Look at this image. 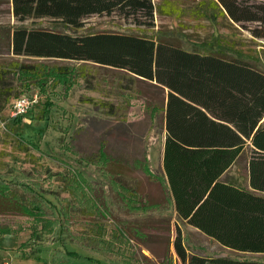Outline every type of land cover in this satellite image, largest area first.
Listing matches in <instances>:
<instances>
[{"label": "trees", "instance_id": "16d2710c", "mask_svg": "<svg viewBox=\"0 0 264 264\" xmlns=\"http://www.w3.org/2000/svg\"><path fill=\"white\" fill-rule=\"evenodd\" d=\"M10 1L17 20L48 18L54 24L0 25L5 47L1 53L26 59L91 62L124 72L130 83L140 81L138 90L143 95L149 93L147 106L153 113L161 112L166 131L164 167L169 187L165 177L156 174L166 204H142V208L165 212L172 203V193L177 216L183 221L227 248L264 252V70L254 60L222 49H189L163 30L148 32L155 27L154 0ZM212 4L233 21L256 23L251 29L253 35L264 38V1L212 0ZM93 14L117 15L134 28L79 30ZM7 66L0 69V111L15 89L14 81L8 83L7 76L11 72H36L34 65L19 59ZM58 72L68 70L59 66ZM156 98L160 101L155 102ZM99 159L111 162L104 144L99 148ZM237 161L244 162L252 189L228 174L221 179ZM143 168L148 171L145 164ZM24 176L9 183L0 178V212L41 222L40 231L33 230L34 235L58 231L73 239L65 223L68 207H59L44 189ZM80 178L75 181L80 182ZM86 183L89 192L97 191ZM70 191L80 202L89 200L84 189ZM101 191L107 210L129 224L122 210H133L121 203L122 196L107 202L104 189ZM134 229L141 233L139 227ZM6 230L0 227V232ZM173 245L183 264H264L260 259L189 252L179 227ZM94 248L104 252L102 247ZM49 263L122 264L118 260L107 263L75 249H58Z\"/></svg>", "mask_w": 264, "mask_h": 264}, {"label": "rangeland", "instance_id": "374dc122", "mask_svg": "<svg viewBox=\"0 0 264 264\" xmlns=\"http://www.w3.org/2000/svg\"><path fill=\"white\" fill-rule=\"evenodd\" d=\"M154 2L155 27L148 32L163 30L189 49H222L241 54L264 70V38L253 35L251 30L256 23L233 21L220 7L212 6V0ZM84 21L81 31L134 28L117 15L93 14ZM33 23L53 25L54 21H19L11 1L0 0V25ZM4 50L0 39V51ZM14 59L34 65L36 72H11L6 78L8 83L14 81L15 89L0 111V178L9 183L25 175L59 207L67 206L65 223L74 238L58 231L34 235L33 230L40 231L41 222L22 214L0 212V227L7 229L0 232V264H50L58 249H75L107 263L183 264L173 245L178 227L189 252L264 260V253L224 247L181 220L177 222L172 211L141 207L166 204L164 190L155 177L162 173L166 131L161 112L153 113L147 106L149 93L143 95L138 90L140 81L132 84L124 72L91 62L26 59L3 52L0 69ZM59 66L68 72L59 73ZM35 92L39 101L23 115L14 116L15 98ZM101 144L110 163L99 159ZM232 172L240 175L241 183L246 185L243 161H237ZM77 176L82 178L80 182L75 181ZM86 182L97 191L89 192ZM70 189H84L89 200L80 202ZM101 189L107 202L122 196L121 203L133 210H122L129 224H123L107 210ZM136 227L141 233L135 231ZM94 247H102L104 252Z\"/></svg>", "mask_w": 264, "mask_h": 264}, {"label": "crops", "instance_id": "0c3cea01", "mask_svg": "<svg viewBox=\"0 0 264 264\" xmlns=\"http://www.w3.org/2000/svg\"><path fill=\"white\" fill-rule=\"evenodd\" d=\"M164 142H165V138H164ZM235 165H236V163L233 164V166H231V168H230V170H229L228 172H225V173L221 176V179H224V178L227 176V174H228V175H229L230 177H232L234 180H237L239 183H241V179H242V177H241L240 175H234V173L232 172V169L235 167ZM161 167H162V173H160V174L163 175V176L165 177L166 182H167L168 187H169L168 177H167V173H166V170H165V167H164V143H163L162 154H161ZM246 173H247V172H246ZM246 176H247V183H246V185H244V184H242V183H241V184H242L245 188H247V189H252L251 186L249 185V177H248V173L246 174ZM164 196H166V195H165V192H164ZM171 198H172V203H170V208H169V210H166L165 212H167V211H172L173 214H174V218L176 219L177 222H179V220H181L182 222L186 223L188 226L192 227L194 230H197V231L201 232L202 234L208 236L210 239H212V240L218 242L215 238H213L212 236H209L208 234H206V233H205L204 231H202L199 227H197V226H193V225H191V224H188L187 222H185V221H183L181 218H179V217L177 216V209H176V206H175L174 197H173L172 193H171ZM165 201H166V200H165ZM218 243H219V242H218ZM224 247H226V246H224ZM263 253H264V252H263Z\"/></svg>", "mask_w": 264, "mask_h": 264}, {"label": "built area", "instance_id": "2783aa9c", "mask_svg": "<svg viewBox=\"0 0 264 264\" xmlns=\"http://www.w3.org/2000/svg\"><path fill=\"white\" fill-rule=\"evenodd\" d=\"M39 101L38 94H22L13 101V115L21 116Z\"/></svg>", "mask_w": 264, "mask_h": 264}]
</instances>
